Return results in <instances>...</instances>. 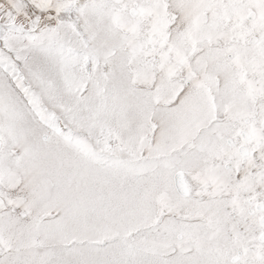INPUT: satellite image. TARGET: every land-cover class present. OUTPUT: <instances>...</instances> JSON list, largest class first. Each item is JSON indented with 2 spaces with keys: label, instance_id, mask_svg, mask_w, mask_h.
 <instances>
[{
  "label": "snow or ice",
  "instance_id": "obj_1",
  "mask_svg": "<svg viewBox=\"0 0 264 264\" xmlns=\"http://www.w3.org/2000/svg\"><path fill=\"white\" fill-rule=\"evenodd\" d=\"M0 264H264V0H0Z\"/></svg>",
  "mask_w": 264,
  "mask_h": 264
}]
</instances>
